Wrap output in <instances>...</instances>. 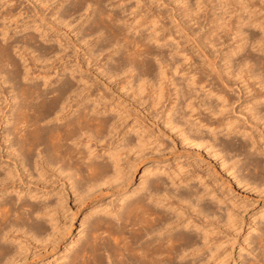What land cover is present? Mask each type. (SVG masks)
Wrapping results in <instances>:
<instances>
[{
	"label": "rangeland",
	"instance_id": "374dc122",
	"mask_svg": "<svg viewBox=\"0 0 264 264\" xmlns=\"http://www.w3.org/2000/svg\"><path fill=\"white\" fill-rule=\"evenodd\" d=\"M15 1L17 6H10L11 11L5 12V8H0V44L10 43L8 44L9 53L15 62L18 60L19 71L29 70L32 78L29 79L31 82H26L21 77L24 73L20 72V77L24 81L20 77L16 80H21H19L20 86L26 85L25 83L38 84L39 82L42 89L47 87L49 90L57 84V79L62 76L73 81L75 87L76 85H79L78 88L88 87L85 89V93L89 92L90 94L86 95L90 96L88 95V100L85 103L93 102L92 105H95V109H99V115L111 116V125L113 126L110 125L111 128L107 129L104 138L101 136L92 139L87 146L91 147L94 152L104 154L103 159L106 157L107 151L114 157L118 156L119 160L116 166H113L114 168L110 167L113 169L109 170V174H115L120 178V183L111 182L106 185L104 192L93 191L89 195L88 193L78 195L76 188L70 189L63 179L53 178V184L48 187V189H54L53 196H43V198L47 197L46 201H51L50 204L55 205L52 206V204L49 208L51 210L49 214L53 216V224L55 222L52 226L53 229L56 228L53 230L55 242L52 238H50L52 243L51 240L43 244L34 241L30 238L29 233L23 232L24 230L11 229L8 233L12 235L10 238L15 242L9 241L10 244L12 243L13 250L17 252L19 247L21 250L23 247L22 251H27L25 254L21 253L27 258L26 264H56L58 261L60 262V257L67 253L66 248L74 246L73 241L75 242L78 238V232L84 230L81 236H85L92 230L96 217L119 208L121 199L128 202L144 195L149 183L156 180V177L162 178L171 191L178 185L181 187L180 189H183V185H185L183 182H187V185L190 184L199 192L202 190L201 194H205L204 201L211 197L218 200L216 205H219L220 212L218 211L217 215L210 219L207 227L208 234H210V237L208 235L210 245H213L214 250L209 258H207L208 252L201 251L200 254L206 257L203 264H260L264 261V244H262L264 242H260V245H263L262 249L257 244L259 243L257 239L259 229L264 230V169L260 170V168L254 167L255 161L252 160L257 157L264 164V120L254 122L250 120L244 110V106L250 100L248 99L249 95H252L251 93H254V90L258 88L257 84L253 82L255 80L248 78L250 74L245 75L244 70L255 69L257 72L264 73V53L261 51V48H264V0L103 1L101 5L102 9L105 8V12L102 10L103 14H106L107 11L110 14L102 15L104 19L102 26L111 24L115 28L119 26L120 29L116 28V33H121L117 35L119 39L125 38L124 42L126 41L128 44L127 52H131L134 47L133 50L139 49L147 52L152 50L153 53L158 54L157 57L150 55L152 69L153 66H155V71L160 69L157 73L153 72V74H157L154 77L153 74L140 77V68L132 71L131 75L125 71V67L122 68L124 72L117 70V73L113 72L114 74L106 73L105 70L109 64L111 69L115 65L113 60L108 59L114 48L112 46L103 48L104 45L102 46L99 42L95 45L92 38L94 35L91 37L85 33L92 25L89 22L96 17L97 13L96 4L89 7L93 4L91 1L82 0L84 6L78 9V12L75 7L77 5L73 2L79 0H46L47 2L43 0L46 3H40L39 0ZM14 2L12 1L10 4L12 5ZM73 7L75 8L73 9ZM65 9L68 12H65ZM85 15H89L86 21ZM110 21L111 23L107 25ZM106 29L108 30L107 27ZM105 30L103 29V33H108L106 36L110 38V32ZM25 35L36 36L35 43H28L31 45L30 49L27 47L29 46L27 43H23ZM255 38L257 41H253ZM15 41L21 46L22 44L27 45L26 48L24 45V48L21 47L22 50L19 49V45ZM124 42L122 40L121 43ZM47 43L50 44L47 45ZM51 43L54 44L55 53L52 52V55L50 52L44 55L42 51L45 46L47 48L52 45ZM14 44L18 45H15L17 49L14 48ZM40 44H43V49ZM241 46L244 47L241 48ZM16 50L19 53H16ZM119 54L120 52L114 54L113 58ZM244 59L247 64L243 61ZM105 62L108 63L107 66ZM8 67L11 69L10 66ZM237 72L240 75L233 76ZM79 76L84 80L81 81ZM200 76L202 78H199ZM193 78L192 86H198L199 99L208 93V89L212 85V87H222L226 95L232 101H236L231 106L232 108L229 107L228 111L223 112L224 122H231L230 130L233 131L228 137L219 135L218 142L220 141L221 144L213 149L209 145L210 142L197 149L184 138L183 120L178 119L173 122V118V121L171 118H166V110L173 105L172 102L175 99L173 89L180 87L183 91L186 81L193 80ZM45 81L49 85L41 84ZM13 82L14 80L2 85L0 83V91H7ZM207 83H210V86ZM247 86L249 87L247 88ZM206 95L204 97H207ZM196 96H192L194 103L198 101ZM182 99L179 95L177 96L174 109H176L175 113L179 112V115L183 116ZM13 102V100L6 101V96H0V118L6 115L0 121V133L5 128H10V124L5 127L3 121L9 116L10 106ZM15 108H12L13 112ZM203 110L204 108L199 106L191 114L199 112L201 116H208V111ZM208 117L206 119H209ZM237 130L240 131L236 133ZM244 131L246 134L241 137L239 134ZM245 139H249V144L253 143L250 151L254 152V156L244 160L243 154L236 157L234 153L243 151L237 152L235 148L241 145V140ZM226 150H228L227 153ZM229 151L233 154H230ZM233 162L236 166L237 164L241 166V170L236 172V168L232 167ZM238 176H242L244 181L237 179ZM260 182L263 183L260 185ZM18 185L20 184L18 183ZM21 185L20 188L25 195H34L36 192H40L38 189L40 185L36 186L34 179L32 182L28 181ZM169 196L162 197V201H174L173 212L177 211L178 205L182 211L188 213L184 219L191 216L189 212L192 213V209L185 211L186 208H183L182 201L177 202V197ZM126 202L123 204L125 205ZM156 207L160 208V205ZM104 216L110 218L109 215ZM227 217H229V221L226 220ZM194 218L197 219L196 216ZM203 220L206 221V219ZM187 221H191V219H187ZM71 222L72 225H70ZM82 222L83 225H80ZM48 228V231L51 232V226ZM252 239L254 241L257 239L256 243L252 242ZM15 244L18 245V249H15L17 246ZM256 247L257 249H255ZM256 252L263 254L258 256V259H261L260 262L253 260L252 256Z\"/></svg>",
	"mask_w": 264,
	"mask_h": 264
},
{
	"label": "bare ground",
	"instance_id": "6f19581e",
	"mask_svg": "<svg viewBox=\"0 0 264 264\" xmlns=\"http://www.w3.org/2000/svg\"><path fill=\"white\" fill-rule=\"evenodd\" d=\"M12 1L14 2V0H0V8H5V12L11 11L12 8L10 9V6H17L16 1L11 5L10 3ZM39 1L40 3H46L49 0H45L46 2L43 0ZM88 1L93 3L89 5V7L96 4L95 8L97 9V13L96 17L91 20L92 22H89L92 25L87 29L88 32L85 33H88L90 36L94 35V37H91L95 45L99 42L102 46L104 45L103 48H105V46H112L114 48H112L113 50L111 49L112 53L109 55L108 59L110 58L115 62V65L113 64L115 67L113 66V69H111V67H109L111 65L109 64V66L106 67V73L111 74L114 71L117 73V70L121 71L122 68L125 67V71H128L130 75L132 71L137 68L138 70L140 68V77L152 75L155 71V66H153L152 69V58L150 57H157L158 54L155 52L153 53L152 50L151 52L141 51L139 49L133 50L134 47H132L133 49L130 48L132 49L131 52H127L128 44L126 41L124 42L125 38L121 37L124 42L121 43L122 40L117 36L120 32L118 31L119 33H116L119 26L116 27L117 29L112 24L109 26L108 24L111 23V21L107 23L109 27L102 26L104 23L102 15L108 14V11L106 14H103L102 10L105 8H101L105 0ZM85 2L87 3V1ZM73 3L77 5L75 6L77 7V12L78 9L84 6L82 0ZM75 7H73V9ZM65 12L68 11L66 10ZM87 17H89V15L86 16L85 21L88 19ZM106 27L108 28V30H106L110 32V38L106 36L108 33H103V29L105 30ZM1 34L4 35L5 33ZM35 37L36 36L25 35L24 40L23 37L21 38L23 43H27L29 46L25 44V46L23 44L21 46L16 41L15 42L19 45L18 48L22 50V48H26V46L28 48L31 46L28 43H35ZM253 41H257L256 38ZM8 44L10 43H7V45L0 44V69H3L0 70L2 74L0 83L2 85L9 81L14 80V82L12 84L9 83L10 85L7 91H0V96H6V101L13 100L14 102L10 106V110L8 109L9 116L3 121L5 127L10 124V128L7 127L8 129L5 128V130L0 133V264H26L27 258L21 255V253L24 252L22 251L23 247L22 250L20 249L21 247H19L17 252L13 250L11 246L12 243L15 242L10 238L12 235L8 233L11 229L24 230L23 232L30 234L29 236L31 239L42 244L45 242L47 243V241L49 242V240H51L50 238H52L53 241L55 240V232L53 230L56 228L53 229L52 227L55 222L53 224V216L49 214L51 211L49 208L53 203L50 204L51 201H46L47 197L46 199L43 198V196H53L54 189H48V187L53 184V178L60 177V179H63L64 183L68 184L70 189L76 188L78 195H85L86 193L89 195L93 191L104 192L105 186L109 185V183H120L119 177L115 176V174L113 175L111 171L110 173L113 176L109 174V170H112L116 166L119 157H114V155L107 151L106 157L103 159L104 154L94 152L91 147L87 146L91 143L92 139H97V137L101 136L104 138V133L108 131L107 129L112 122L111 116H105V114L99 115V109H95V105H92L93 102L90 104L85 103L90 96L89 92L85 93V89L88 87L83 86L78 88L79 85L75 87L72 83L73 81L66 77L63 78L62 76L57 79V84L49 90H47V87L42 89L41 86H39V82L38 84L25 83L26 85L21 83L22 85L20 86V79H16H18L22 73H24V75L21 77L26 82H31L29 79L31 80L32 78L30 77L29 70H25V72L19 71L18 68L20 65L17 66L18 60L15 62L14 58L11 57L12 55L9 53L10 47ZM16 44H14V48H16ZM48 44L50 43H47V45ZM91 44L93 45L92 42ZM42 45L41 48L43 47ZM53 45L54 44L49 45L47 48L44 45L45 48L42 53L44 55L50 52L55 53ZM11 47H13V45ZM243 47L244 46H241V48ZM261 51L264 53V48H261ZM119 52L120 54L116 58H113V55ZM16 53H19V51ZM20 56L23 58L22 55ZM243 61L247 64L245 59ZM8 66H10L11 69H9ZM123 70L122 72H124ZM157 70L159 71L160 69ZM158 71L155 72L157 73ZM9 73L11 75H7ZM248 73L250 74L248 78H253L255 80L253 82L257 84L258 88H256V90L253 87V89H255L254 93L252 92V95H249L250 97L248 99L250 100L246 103V106H244V110L250 120L257 122L264 120V73L260 71L257 72L255 69H245L244 74L248 75ZM138 74L140 73L138 72ZM154 75L157 74H153V77ZM239 75L238 72L233 74V76ZM78 78H80V76ZM199 78L202 77L200 76ZM80 79L81 81L84 80L82 78ZM193 81L194 78L190 81L187 80L183 86V91L180 87L173 89L175 99L172 102L173 105L170 106L167 104L170 107L166 110L167 113L165 112L167 115L166 118H171L172 121L174 119L173 122H175V120L178 121V119L183 120L184 138L187 141L189 140L197 149L203 145L205 146V143L208 144V142H210L209 145L213 149L221 144L220 141L218 142L219 135L228 137L233 131L230 130L231 122H224L223 112L236 101H232L226 95L222 87H212L210 83H207L208 86H210L208 93H206L207 95L205 94L207 97L201 95L202 97L199 99L198 86L193 87ZM41 84L45 85L47 82L45 81ZM225 86L227 85L225 84ZM248 87L249 86H247V88ZM237 88L241 91L238 86ZM87 93H89V96L86 95ZM178 95L183 98V106L181 104L183 107H181L183 109V111L181 110L183 116L179 115V112L175 113L176 109H174V107L176 108L174 104ZM193 95H197L195 97L198 98L196 103L192 101ZM211 96L213 99L210 98ZM199 106L208 111L210 117H208L209 115H206V117L209 119L201 116L199 112L191 114L192 111L194 112L195 108L198 109ZM14 107L16 108L13 112L12 108ZM186 108L189 109V111H186ZM71 114L73 115L71 116ZM175 114H177V119ZM5 116L0 118V121ZM165 120L167 121V119ZM239 131L240 130H237L236 133ZM245 134L246 132L244 131V133H240L239 135L244 137ZM248 140H241V145L235 148L237 152L239 150L245 151L234 153L236 157L243 154L245 160L251 159L254 156V152L250 151L253 147V143L249 144ZM222 149L225 150L223 147ZM225 152L227 153L228 150ZM229 153L233 154L230 151ZM252 160L255 161V164L253 163L254 167L256 166V168H260V170L261 168L262 170L264 169V164L260 159L254 157ZM111 166L114 167L110 169ZM232 167L233 169L234 167L236 168V172L241 170V166H238V164L236 166L234 162ZM62 175L63 177H61ZM156 178L157 179H154L153 182L150 181L151 184L149 183L148 187L145 186L147 189L144 195L131 199L128 202H126L125 199H121L119 208L104 213V215H109L110 218L104 215L97 216L93 221L92 230L86 233L85 236H81L84 230L78 232V238L75 242L73 241V243H75L74 246L65 247L67 253H64L63 256L60 257V262L58 261L56 264H203L206 257L200 254L201 251L208 252L207 258H209L213 253L212 250H214L213 245H210V234H208L209 230H207V227L209 225L208 223H210V219L214 218L218 211L220 212L219 205H216V201L218 200L211 197L209 200L204 201L203 198L205 194H201L202 190L199 192L198 189L190 184L187 185V182H183L185 184L183 185V189H180L181 187H178V185L174 189L172 188L171 191L162 178ZM33 179L36 186L40 185V188H38L40 192H34V195H25L20 185L28 181L32 182ZM237 179L243 180L244 178L240 176ZM245 179H247V177H245ZM263 182H260V185ZM18 183L20 185H18ZM40 193L42 194L39 195ZM171 193L174 197H177V202L182 201L184 203L182 206L186 208L185 211L187 209H192V213L189 212L191 216H187V218L184 219L185 215H188L187 211L185 213L184 210L182 211V209H180L181 207L177 205V211L173 212L174 201L166 200V202L164 199V201H162V197L166 198V196L168 197ZM172 195L169 197L173 198ZM124 202H126L125 205L123 204ZM158 205H160V208L156 207ZM52 206L55 205L53 204ZM51 214L54 213L51 212ZM195 216L197 219L194 218ZM198 216H200V218H198ZM187 219H191V221H187ZM203 219H206V221ZM226 220L229 221V217H227ZM185 221H187L186 224ZM83 222L80 225H83ZM70 225H72V222ZM49 226L52 228L51 232L48 231ZM263 235L264 230L260 228L259 234L257 235L259 243L257 244L260 245V242H264V238H262ZM253 239L252 242L257 240L254 241ZM11 240H13V242ZM9 241L12 243L10 244ZM16 245L17 244H15V246ZM262 246L260 245L261 249ZM16 248L18 249V245L15 249ZM255 249H257V247ZM25 252L27 253V251ZM25 252L22 254H25ZM259 254L261 253L256 252V254L252 256L254 261L258 262L261 260L258 259ZM20 255L21 257H19ZM260 264H264V261Z\"/></svg>",
	"mask_w": 264,
	"mask_h": 264
}]
</instances>
